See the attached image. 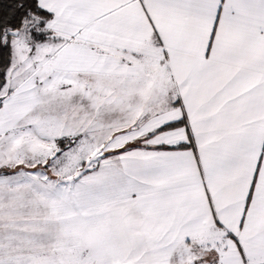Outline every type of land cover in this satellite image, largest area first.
I'll return each mask as SVG.
<instances>
[{
	"label": "snow or ice",
	"instance_id": "snow-or-ice-1",
	"mask_svg": "<svg viewBox=\"0 0 264 264\" xmlns=\"http://www.w3.org/2000/svg\"><path fill=\"white\" fill-rule=\"evenodd\" d=\"M0 264H264V0H0Z\"/></svg>",
	"mask_w": 264,
	"mask_h": 264
}]
</instances>
